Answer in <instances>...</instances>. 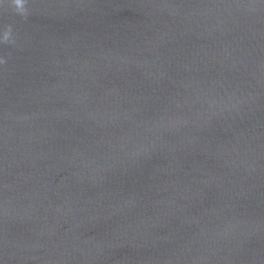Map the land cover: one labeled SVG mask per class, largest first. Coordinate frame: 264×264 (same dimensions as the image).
<instances>
[{
	"label": "water",
	"instance_id": "water-1",
	"mask_svg": "<svg viewBox=\"0 0 264 264\" xmlns=\"http://www.w3.org/2000/svg\"><path fill=\"white\" fill-rule=\"evenodd\" d=\"M0 264H264V0H0Z\"/></svg>",
	"mask_w": 264,
	"mask_h": 264
}]
</instances>
